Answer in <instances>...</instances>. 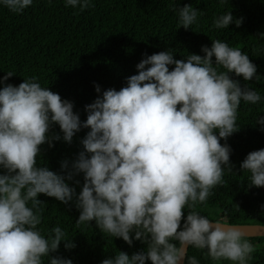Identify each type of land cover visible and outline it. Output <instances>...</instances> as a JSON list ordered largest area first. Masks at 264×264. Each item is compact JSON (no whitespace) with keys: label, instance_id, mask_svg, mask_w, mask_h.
Returning a JSON list of instances; mask_svg holds the SVG:
<instances>
[{"label":"clouds","instance_id":"1","mask_svg":"<svg viewBox=\"0 0 264 264\" xmlns=\"http://www.w3.org/2000/svg\"><path fill=\"white\" fill-rule=\"evenodd\" d=\"M226 2L219 0L221 6ZM0 5L23 13L33 0H0ZM64 5L81 12L94 7L93 0H64ZM171 7L178 28H192L203 15L191 5ZM232 23L240 27L242 18L228 11L213 17L212 28L228 29ZM259 38L264 40V33ZM201 51L203 56L185 59H175L171 49L145 54L126 86L107 89L85 106L84 121L73 102L42 87L36 76L18 86L6 83L14 75L10 71L0 78V264H73L52 255L62 241L65 249L76 245L59 222L46 234L39 227L46 204L40 194L66 205L74 201L77 227L95 221L108 237L147 245L131 257L117 251L101 264H200L189 248L203 251L213 264H249L258 248L249 238L253 229L226 217L211 220L197 207L224 184L225 171L234 173L227 140L240 129L241 102L264 100L232 76L248 82L261 75L246 52L223 40L212 39ZM95 91L101 93L98 84ZM55 125L62 136L50 134ZM255 125L264 131V115ZM82 128L89 129L80 141L83 150L71 168L67 160L61 163L65 174L38 165L41 145L71 143ZM240 170L249 187H264V148L249 152ZM79 174L84 182L77 194L66 180Z\"/></svg>","mask_w":264,"mask_h":264},{"label":"trees","instance_id":"2","mask_svg":"<svg viewBox=\"0 0 264 264\" xmlns=\"http://www.w3.org/2000/svg\"><path fill=\"white\" fill-rule=\"evenodd\" d=\"M174 3L178 7L191 5L203 15L192 28H178V17L171 7ZM93 4L94 7L81 12L78 8L65 7L64 0H51V3L33 0V5L23 13H13L0 5V78L10 71L14 75L6 83L18 86L24 78L36 76L42 87L73 102L74 112L84 121L85 106L107 89L126 86V78L137 74L136 65L145 54L171 49L175 59H185L188 54L203 56L202 46L211 47L212 39H220L246 52L261 75L259 81L245 82L234 74L232 78L238 79L242 86L247 83L264 96V40L259 38L264 33V0H227L223 6L219 0H93ZM228 11L234 18H242L241 26L232 23L228 29L212 28L213 17ZM172 67L169 66L170 70ZM97 84L101 93L95 91ZM258 115H264V100L257 105L241 102L236 121L240 129L227 140L232 149L230 162L234 173L225 171L224 184L216 186L207 203L197 207L198 212L211 220L226 217L231 224L264 225L261 207L264 187H249L247 174L240 170L249 152L264 148V131L255 125ZM88 131L82 128L71 143L61 139L54 140L52 147L48 143L41 145L38 165L62 173L61 163L67 160L71 168V162L83 150L80 141ZM51 133L62 136L58 125ZM83 182V174L66 180L77 194ZM38 199L46 203L39 227L46 234L59 222L76 245L65 249L62 241L53 256L71 259L73 264H101L117 251L131 257L146 250L147 245L142 241L133 239L132 245H128L122 238L104 235L95 221L77 227L79 210L74 201L66 205L44 194ZM187 212L185 209V217ZM250 240L258 248L249 264H264V237ZM188 251L200 264H213L203 251L194 248Z\"/></svg>","mask_w":264,"mask_h":264},{"label":"water","instance_id":"3","mask_svg":"<svg viewBox=\"0 0 264 264\" xmlns=\"http://www.w3.org/2000/svg\"><path fill=\"white\" fill-rule=\"evenodd\" d=\"M241 227L253 229L248 230L250 232L249 238H255V237H264V230H254L256 226H260L264 228V225H256V224H246V225H240Z\"/></svg>","mask_w":264,"mask_h":264},{"label":"rangeland","instance_id":"4","mask_svg":"<svg viewBox=\"0 0 264 264\" xmlns=\"http://www.w3.org/2000/svg\"><path fill=\"white\" fill-rule=\"evenodd\" d=\"M262 248L264 249V246H262Z\"/></svg>","mask_w":264,"mask_h":264}]
</instances>
